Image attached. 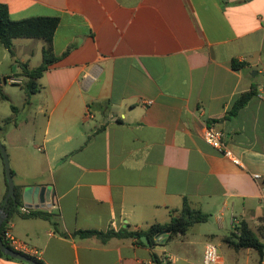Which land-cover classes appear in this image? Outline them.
Masks as SVG:
<instances>
[{
    "label": "crops",
    "instance_id": "1",
    "mask_svg": "<svg viewBox=\"0 0 264 264\" xmlns=\"http://www.w3.org/2000/svg\"><path fill=\"white\" fill-rule=\"evenodd\" d=\"M0 3L14 21L60 19L53 38L59 60L38 91L27 96L21 64H42V40H15V56L9 54L19 70L0 75L22 80L15 85L23 89L19 105L0 96V106L11 105L0 111V139L22 204L27 188L46 187L49 200L37 213L53 215L68 235L49 220L16 212L9 223L26 253L46 264H155V252L162 264H173L160 245L74 234L166 224L185 198L212 216L205 224L216 231L197 236L205 244L215 232L241 221L250 226L264 214L253 177L264 176V101L257 96L264 86V0ZM252 90L256 95L230 117L236 100ZM212 125L225 132L242 166L205 142ZM5 173L0 155V208ZM190 231L174 239L188 240ZM0 264L26 263L0 258Z\"/></svg>",
    "mask_w": 264,
    "mask_h": 264
},
{
    "label": "trees",
    "instance_id": "2",
    "mask_svg": "<svg viewBox=\"0 0 264 264\" xmlns=\"http://www.w3.org/2000/svg\"><path fill=\"white\" fill-rule=\"evenodd\" d=\"M59 23L60 19L57 17H32L20 21H14L9 16V9L7 5L0 3V43L9 51V53L13 57L15 56L14 41L17 39H37L44 41L46 44L43 49V61L38 68L30 69L28 65L21 64V68L23 70L22 76L27 79V83L23 87L27 93V96H31L39 90V80L48 71L49 67L59 60V58L55 56L53 50V38L59 26ZM233 67L235 69H240L241 65L237 62H234ZM5 78H7V76L2 77L0 79ZM255 95L256 90H252L250 92L242 94L234 103V106L231 112L229 113V116L235 117ZM13 109L15 110L16 108L13 107ZM8 123L9 120L5 122V125ZM4 183L6 186V193L4 196V200L1 204V208L5 204V197L8 193V182L6 179V173L4 174ZM15 189L17 200L16 202L10 200L8 205L6 206L7 219L4 221L1 227L2 237L4 236L6 226L10 222L11 216L14 213L18 212L19 207L22 205L21 188L15 187ZM33 216L41 217L46 220H49L50 222H53L58 233H60L64 237H68L66 233L60 230L59 224L57 220H55L53 215L47 213H37ZM211 217L212 216L210 214L205 213L201 209L194 208L189 199L185 198L181 210L178 211V213L172 217L170 222L166 224L156 223L150 226L148 229L133 232L128 231L126 229L120 232H115L113 230H110L108 232L79 231L75 233L74 236L82 239L96 237L100 239L103 243L107 242L112 238H132L135 239L137 244L141 246H146L142 241V237H147L150 244L149 248L154 250L157 246L160 245L162 240L171 241L179 235L184 236L195 225L208 223ZM235 228L239 231V233L237 234L235 232H232L229 236H226L224 238V241L228 243L231 247H234L236 250L254 249L258 251L261 256V261L259 264H262V262L264 261V243H262L261 239L250 228L247 222L241 221L238 226H235ZM3 240L7 247L12 248L5 241L4 238ZM23 254L33 258L39 264H46L43 260H41L35 255L29 253ZM0 258L15 260L3 254L1 250ZM152 258L155 264H162L161 257L158 256V254H156L155 252L152 253Z\"/></svg>",
    "mask_w": 264,
    "mask_h": 264
},
{
    "label": "rangeland",
    "instance_id": "3",
    "mask_svg": "<svg viewBox=\"0 0 264 264\" xmlns=\"http://www.w3.org/2000/svg\"><path fill=\"white\" fill-rule=\"evenodd\" d=\"M17 50L20 52L19 46L17 47ZM18 70L19 68L15 63V60L0 43V75H12L17 73ZM2 77L3 76H0V78ZM22 90L23 89L20 86L7 83L3 86V89L0 90V96L3 93H7V95L12 96V104L19 105L20 94ZM2 106H5L7 111L11 108L9 103H5V105L0 106V111L3 109ZM239 223H235L232 227H228L225 230L215 232L216 236L207 242H213L218 247L220 258L223 264H259L261 261V256L258 251L254 249L236 250L234 247H231L224 241V238L229 236L232 232L237 234L239 233V231L235 228V226H238ZM250 228L261 239L262 243H264V214L259 217L258 221L251 222ZM206 229L214 230L215 227L212 225V223L207 225H197L190 231L188 240H182L180 238L173 239L171 241L162 240L160 246L163 248L160 247L159 249L167 250V253L170 255L173 264H201L202 253L205 247L204 241L206 240H203L197 236ZM164 264H171V262L167 260Z\"/></svg>",
    "mask_w": 264,
    "mask_h": 264
},
{
    "label": "built area",
    "instance_id": "4",
    "mask_svg": "<svg viewBox=\"0 0 264 264\" xmlns=\"http://www.w3.org/2000/svg\"><path fill=\"white\" fill-rule=\"evenodd\" d=\"M7 83L11 85H22V80L15 77H7L5 79H0V87L6 85ZM257 96L262 101H264V86L259 88L257 91ZM205 142L214 148L221 156L230 160L233 164L237 166H242L240 158L235 154L233 149L227 142L226 134L224 131L220 130L216 126L212 125L206 128L203 136ZM254 179L260 182L261 185V200L264 203V176L260 174H255ZM41 205L37 206L35 204H22L19 207V213L23 216H32L39 212ZM5 241L16 251L21 253H26V249L17 241L13 236L12 226L10 223L6 226L4 231V236L2 237ZM201 264H223L220 258V252L218 247L213 242H207L204 247L203 258ZM264 264V261L262 262Z\"/></svg>",
    "mask_w": 264,
    "mask_h": 264
},
{
    "label": "water",
    "instance_id": "5",
    "mask_svg": "<svg viewBox=\"0 0 264 264\" xmlns=\"http://www.w3.org/2000/svg\"><path fill=\"white\" fill-rule=\"evenodd\" d=\"M0 152L4 160L5 164V172H6V179L8 182V193L5 198V204L2 208H0V250L2 251L3 254L25 262L27 264H39L37 261H35L33 258L18 252L10 247H7L5 245V242L2 238L1 235V227L4 223V221L7 219V213H6V206L8 205L9 201H15L17 200L16 196V189H15V183L13 179V171L11 168L10 160H9V155L8 152L3 144V142L0 139ZM49 200V191L47 190L46 187H29L25 190L24 192V202L25 204L29 205H45V203ZM143 243L149 247V241L147 237H142Z\"/></svg>",
    "mask_w": 264,
    "mask_h": 264
}]
</instances>
